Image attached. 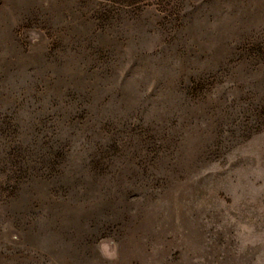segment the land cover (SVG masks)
<instances>
[{
    "label": "rangeland",
    "instance_id": "obj_1",
    "mask_svg": "<svg viewBox=\"0 0 264 264\" xmlns=\"http://www.w3.org/2000/svg\"><path fill=\"white\" fill-rule=\"evenodd\" d=\"M0 264H264V0H0Z\"/></svg>",
    "mask_w": 264,
    "mask_h": 264
}]
</instances>
